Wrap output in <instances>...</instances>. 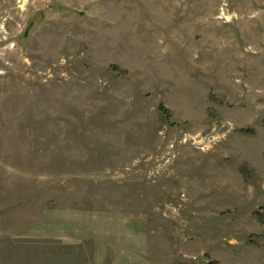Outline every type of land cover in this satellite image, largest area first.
Segmentation results:
<instances>
[{"label": "rangeland", "instance_id": "obj_1", "mask_svg": "<svg viewBox=\"0 0 264 264\" xmlns=\"http://www.w3.org/2000/svg\"><path fill=\"white\" fill-rule=\"evenodd\" d=\"M0 264H264V0H0Z\"/></svg>", "mask_w": 264, "mask_h": 264}, {"label": "trees", "instance_id": "obj_2", "mask_svg": "<svg viewBox=\"0 0 264 264\" xmlns=\"http://www.w3.org/2000/svg\"><path fill=\"white\" fill-rule=\"evenodd\" d=\"M260 218L263 219V218L261 217V215H260Z\"/></svg>", "mask_w": 264, "mask_h": 264}]
</instances>
